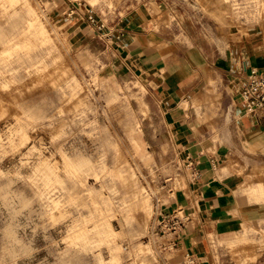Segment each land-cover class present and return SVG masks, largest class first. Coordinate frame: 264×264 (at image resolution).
Wrapping results in <instances>:
<instances>
[{"label":"rangeland","instance_id":"1","mask_svg":"<svg viewBox=\"0 0 264 264\" xmlns=\"http://www.w3.org/2000/svg\"><path fill=\"white\" fill-rule=\"evenodd\" d=\"M61 1L88 26L83 39L56 23L55 3L0 0V264L186 262L191 250L172 246L166 224L188 214L171 206L189 195L188 168L161 99L111 34L144 6L160 7L145 30L160 82L184 73L172 90L202 117V143L209 153L235 148L221 173L235 183L222 186L237 196L230 211L240 225L206 237V262L264 264V160L238 150L227 86L230 42L247 27L264 30V0ZM17 11L48 40L17 37Z\"/></svg>","mask_w":264,"mask_h":264},{"label":"crops","instance_id":"2","mask_svg":"<svg viewBox=\"0 0 264 264\" xmlns=\"http://www.w3.org/2000/svg\"><path fill=\"white\" fill-rule=\"evenodd\" d=\"M47 2L55 3L56 23L60 24L71 40L79 41L86 36L88 26L83 28L79 26L72 14H69L68 3L61 0H47ZM159 11V6L151 8L144 6L127 15L116 24L115 28L111 29L112 40H115L125 59L132 61L141 82L152 88L155 99H161L160 103L164 109L166 121L184 163L192 160L195 164V172L188 171L189 195L179 196L177 202L173 201L171 206L186 211L192 217V221L187 225L182 247L188 248L191 250L189 252L198 256V264H207L206 257L203 255L205 252L200 249V244L209 235L216 234L223 237L231 234L235 229L229 226L228 219L231 214L230 208L237 196L233 191V197L227 194L225 187L222 186L226 184L232 189L235 183L228 182L221 173L235 148H223L217 145L216 152L209 153V148L202 143L205 135L202 117L181 108L177 101L178 97L172 90L174 82L180 81L178 76L169 75L165 84L160 82L161 75L155 63L156 53L151 46L152 39L145 31L147 22ZM229 59L227 86L229 96L234 99L236 105L232 128L237 148L242 153L264 160V112H259L257 117H253L246 114L245 109L239 103L240 92L251 71H264V30L262 27L250 26L247 27L245 33L237 34L230 42ZM194 240L197 245L188 247Z\"/></svg>","mask_w":264,"mask_h":264},{"label":"built area","instance_id":"3","mask_svg":"<svg viewBox=\"0 0 264 264\" xmlns=\"http://www.w3.org/2000/svg\"><path fill=\"white\" fill-rule=\"evenodd\" d=\"M239 103L245 109L246 114L257 117L259 112H264V71H251L244 88L239 95ZM188 171L195 172V164L193 161L187 163ZM192 221L190 214L178 211L171 217L166 228H170L173 247H182L184 236L187 231V225ZM186 262L184 264H198V256L192 252L186 255Z\"/></svg>","mask_w":264,"mask_h":264},{"label":"bare ground","instance_id":"4","mask_svg":"<svg viewBox=\"0 0 264 264\" xmlns=\"http://www.w3.org/2000/svg\"><path fill=\"white\" fill-rule=\"evenodd\" d=\"M9 1L12 4H15V2H17V0H9ZM6 7H8V6H6ZM17 13L20 16L19 23H21V27H20V30L21 31L19 32V34L17 35V37L18 36H23L24 37V36H27V35H32V36H35V38H37V39H42L43 41H47L48 40V37L46 36L45 29L43 28V26L38 21H36L35 19L26 18L25 15H21V13H22L21 11H17L16 14ZM25 13L27 15V12H25ZM177 76H178V79L180 81H182V79L185 78V74L182 73V72L179 73V74H177ZM195 103L196 102H194V104H193L194 106H195ZM126 181H127L128 185H129L130 189H132L135 193H137L138 192V189L136 187V182L134 181V179L127 178ZM136 197H138V195H136ZM228 220L230 222V225L229 226L231 228H236L237 226L240 225V224L237 223V218L233 214H229V219Z\"/></svg>","mask_w":264,"mask_h":264}]
</instances>
